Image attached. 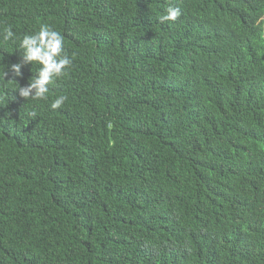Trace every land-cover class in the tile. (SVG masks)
I'll list each match as a JSON object with an SVG mask.
<instances>
[{
    "label": "trees",
    "instance_id": "trees-1",
    "mask_svg": "<svg viewBox=\"0 0 264 264\" xmlns=\"http://www.w3.org/2000/svg\"><path fill=\"white\" fill-rule=\"evenodd\" d=\"M42 24L72 64L0 77V264H264V0H0V73Z\"/></svg>",
    "mask_w": 264,
    "mask_h": 264
},
{
    "label": "clouds",
    "instance_id": "clouds-1",
    "mask_svg": "<svg viewBox=\"0 0 264 264\" xmlns=\"http://www.w3.org/2000/svg\"><path fill=\"white\" fill-rule=\"evenodd\" d=\"M182 14L181 9L174 5H169L164 14L158 17L160 23L168 21H176ZM0 37L3 41H10L15 38V33L10 26L4 27L0 31ZM64 37L58 31L48 24L40 25L39 29L31 34H25L19 41L21 59L19 62L11 64L0 73V77L4 78L10 71L14 77L21 76V68L25 65L39 66L34 78L28 82L26 86H18L17 91L20 97L24 99L43 100L47 98L49 86L55 80L65 74L66 69L72 64V59L64 51ZM15 81V80H14ZM66 96H59L50 104L51 109L60 108ZM30 115L35 116L32 112Z\"/></svg>",
    "mask_w": 264,
    "mask_h": 264
}]
</instances>
